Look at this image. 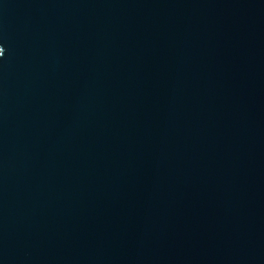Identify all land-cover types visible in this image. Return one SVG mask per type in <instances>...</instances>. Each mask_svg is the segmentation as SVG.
Instances as JSON below:
<instances>
[{"label": "water", "instance_id": "95a60500", "mask_svg": "<svg viewBox=\"0 0 264 264\" xmlns=\"http://www.w3.org/2000/svg\"><path fill=\"white\" fill-rule=\"evenodd\" d=\"M0 264H264V0H0Z\"/></svg>", "mask_w": 264, "mask_h": 264}, {"label": "clouds", "instance_id": "9594fccd", "mask_svg": "<svg viewBox=\"0 0 264 264\" xmlns=\"http://www.w3.org/2000/svg\"><path fill=\"white\" fill-rule=\"evenodd\" d=\"M4 49L3 47H0V53H3ZM0 56H3V55H0Z\"/></svg>", "mask_w": 264, "mask_h": 264}]
</instances>
